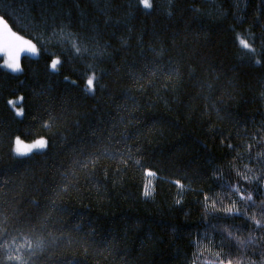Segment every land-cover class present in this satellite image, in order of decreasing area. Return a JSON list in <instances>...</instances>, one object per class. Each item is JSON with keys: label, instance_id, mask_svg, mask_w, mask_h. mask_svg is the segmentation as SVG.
Segmentation results:
<instances>
[{"label": "trees", "instance_id": "trees-1", "mask_svg": "<svg viewBox=\"0 0 264 264\" xmlns=\"http://www.w3.org/2000/svg\"><path fill=\"white\" fill-rule=\"evenodd\" d=\"M151 3L0 0L39 51L20 73L0 57V205L55 239L40 264H264V0ZM16 138L48 145L17 157Z\"/></svg>", "mask_w": 264, "mask_h": 264}, {"label": "snow or ice", "instance_id": "snow-or-ice-1", "mask_svg": "<svg viewBox=\"0 0 264 264\" xmlns=\"http://www.w3.org/2000/svg\"><path fill=\"white\" fill-rule=\"evenodd\" d=\"M138 3L143 6L145 9H150L152 7L151 0H138ZM61 39L68 38L69 43L75 49L77 54L82 52H87V48H83L81 45L77 44L76 37L72 33H65L63 29H61ZM240 44L243 48L248 49L250 52H254L255 50L251 48V46L247 43L246 39H240ZM20 51H28L33 55H36L38 49L34 43L30 40L22 39L19 35L11 31L9 24L5 22L3 18H0V52H3L7 56L6 67L10 68L13 72L19 71V62L18 56ZM257 63L260 61L257 60ZM60 64L59 59H53L51 62V67L53 70H56L57 65ZM96 77L95 75L89 76L87 78V87L85 91L87 93H92L94 91V81ZM10 104H13V101H9ZM18 103V101L16 102ZM18 116L22 115V112L18 111L16 113ZM46 141L38 140L35 144L28 146L22 145L19 139L16 140V148L15 152L18 156L27 155L28 152L31 151L32 148H43L45 147ZM231 147V145H230ZM249 147H252L251 145ZM102 155H108L107 152L101 153ZM113 158L115 156L113 155ZM130 158V154H129ZM94 157H89L86 159H78L73 161L72 170L68 173H65L62 179L67 183L70 180H74L76 178L77 169L87 170L89 165L93 163ZM257 164L264 168V153L257 154ZM87 175H91V173H87ZM148 175H154V173L149 172ZM247 179H251V177H245ZM259 180L260 177H257ZM177 187L182 188L178 181ZM233 191H238V189H233ZM145 196L149 195V191L146 189L144 192ZM241 200H244L245 197L241 195ZM248 201H252V195L249 193L246 197ZM208 200V197L205 196V201ZM179 202V201H177ZM236 201H233L232 206L226 209L228 214H232L235 209ZM213 207L216 206V202L213 201ZM236 214H239L237 211ZM261 215L264 217V209L261 210ZM46 219V217H45ZM253 219L256 227L259 229L264 227V219H256L255 217H251ZM40 228H44V223L40 222ZM28 231H35L34 227H30ZM14 233L20 234L19 236ZM50 235V233H49ZM231 235V233L229 234ZM9 239L12 240V244H9ZM55 239L48 241L46 237H44L43 233H41L40 237L33 239L28 236L25 232V229L17 226L16 224L11 223V218L5 213L3 206L0 205V264H7V262H15V264H40L38 257L40 254L45 251L49 245V243L54 244ZM252 239L250 238L247 243H252ZM217 260L219 264H225V260L220 258V253L216 254ZM227 264H233L231 260H227Z\"/></svg>", "mask_w": 264, "mask_h": 264}, {"label": "rangeland", "instance_id": "rangeland-1", "mask_svg": "<svg viewBox=\"0 0 264 264\" xmlns=\"http://www.w3.org/2000/svg\"><path fill=\"white\" fill-rule=\"evenodd\" d=\"M20 37H21V36H20ZM21 38H22V39H25V38H23V37H21ZM31 42H32V41H31ZM32 43H33V42H32ZM38 55H39V51L37 52L36 55H33L31 52H28V51H20V52H19V56H18L19 69H20V70H19V71H16V72H13L10 68L6 67L7 56H6L3 52H0V57L3 59V66H4V68H5L6 70H8L9 72H12V73H20V72H21L20 60H21V58H22L23 56H28V57H32V58H34V57H37ZM17 101H18V103H16ZM13 102H14V104H19V103L21 102V97L16 98ZM14 110H15V113H17L18 111L22 112V110H21L20 108H14ZM16 115H17V114H16ZM17 116H18V115H17ZM19 116H21V115H19ZM19 116H18V117H19ZM17 139H19V138H16V139L14 140V143H13V153H14V155L17 156V157H27V156H30V155L33 154V153L42 152V151H44V150L47 148V145H48L47 140L44 139V138L37 139V140L32 141V142H24V141H22L21 139H19V140L21 141L22 145L25 146V148H27V147L30 146V145L35 144L38 140H44V141H46V144H45V147H43V148H32L31 151L28 152L27 155H24V156H18V155L16 154V152H15V148H16V140H17Z\"/></svg>", "mask_w": 264, "mask_h": 264}]
</instances>
